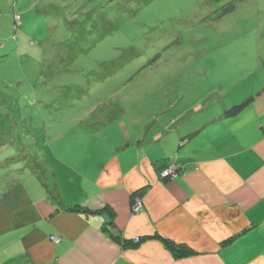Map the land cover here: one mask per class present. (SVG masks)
Segmentation results:
<instances>
[{
    "label": "crops",
    "instance_id": "crops-1",
    "mask_svg": "<svg viewBox=\"0 0 264 264\" xmlns=\"http://www.w3.org/2000/svg\"><path fill=\"white\" fill-rule=\"evenodd\" d=\"M246 67L223 104L218 94L179 108L188 88L173 82L178 92L143 126L144 139L135 134L140 118L109 104L99 121H117L118 128L103 129L113 139L92 158L97 168L79 179L78 191H87L82 201L61 198L44 142L42 171L52 175L56 200L39 179L38 163L21 160V171L0 164V264H264V60ZM252 96L242 113L225 116ZM170 162L183 170L163 181ZM73 172L68 187L77 183ZM139 197L143 207L135 213ZM76 206L95 213L70 211ZM165 241L192 254L175 258Z\"/></svg>",
    "mask_w": 264,
    "mask_h": 264
},
{
    "label": "rangeland",
    "instance_id": "rangeland-1",
    "mask_svg": "<svg viewBox=\"0 0 264 264\" xmlns=\"http://www.w3.org/2000/svg\"><path fill=\"white\" fill-rule=\"evenodd\" d=\"M116 58L128 66L97 84ZM258 60L264 0H0L1 170L38 163L39 179L54 195L52 175L42 171L44 142L61 198L82 201L87 191H78L79 179L97 168L92 158L113 139L103 129L118 128L99 121L109 104L140 118L138 135L178 92L173 82L188 88L179 108L218 94L223 104L235 77ZM72 172L77 183L68 187Z\"/></svg>",
    "mask_w": 264,
    "mask_h": 264
},
{
    "label": "trees",
    "instance_id": "trees-1",
    "mask_svg": "<svg viewBox=\"0 0 264 264\" xmlns=\"http://www.w3.org/2000/svg\"><path fill=\"white\" fill-rule=\"evenodd\" d=\"M232 9V8H231ZM16 27V26H15ZM135 59V58H134ZM131 60V59H130ZM129 60V61H130ZM124 59L123 58H116L115 60H111L108 61V63L106 64L105 67H107V69H102L100 72L103 71V73L100 76V72L98 73V75L100 76V79L98 81L97 84L104 82L106 79L112 77L115 73L123 70L126 66H128V63H124ZM151 62H148L146 64H143L141 66H145V65H149ZM91 75V74H90ZM89 97V96H88ZM256 98V96H252L251 98H249L248 100L235 105L233 107H231L230 109H228L225 112V116L227 117H235L237 115H239L240 113H242L250 104L253 103L254 99ZM166 100V99H165ZM184 141V140H182ZM163 171V170H162ZM39 178H42V175H39ZM44 183V182H43ZM45 184V183H44ZM45 186V185H44ZM46 188V187H45ZM55 188V187H54ZM47 193L50 197L51 200H56L57 197L55 195H51V192L49 191V188L47 187ZM55 194V193H54ZM72 212H81V213H95V211L90 210L89 208H85V207H80V206H76L74 208H71ZM97 213V212H96ZM111 238L113 240H115L118 243H124V246L129 247V246H135L136 243H129V242H125L123 241V239H121L119 236H115L113 234L110 235ZM167 247L169 248V250L173 253V255L175 256V258H183L186 257L189 254H192L190 251L185 250L184 248H182L181 246H176L173 243L167 242L165 241Z\"/></svg>",
    "mask_w": 264,
    "mask_h": 264
},
{
    "label": "built area",
    "instance_id": "built-area-1",
    "mask_svg": "<svg viewBox=\"0 0 264 264\" xmlns=\"http://www.w3.org/2000/svg\"><path fill=\"white\" fill-rule=\"evenodd\" d=\"M20 22H21V19L19 18V16H16V27ZM182 170H183L182 166L176 164L175 162H170L168 166L161 172L160 174L161 179L163 181L171 180L177 177L182 172ZM142 207L143 206H142L141 198L140 197L136 198L134 201V205H133L134 212L139 213ZM52 240L54 242L58 241L57 238H52Z\"/></svg>",
    "mask_w": 264,
    "mask_h": 264
},
{
    "label": "clouds",
    "instance_id": "clouds-1",
    "mask_svg": "<svg viewBox=\"0 0 264 264\" xmlns=\"http://www.w3.org/2000/svg\"><path fill=\"white\" fill-rule=\"evenodd\" d=\"M167 166H168V165H167ZM164 169H165V168H164ZM164 169H163V170H164Z\"/></svg>",
    "mask_w": 264,
    "mask_h": 264
}]
</instances>
